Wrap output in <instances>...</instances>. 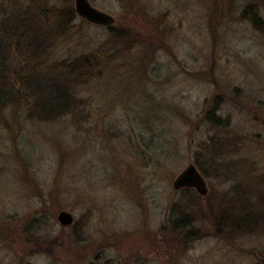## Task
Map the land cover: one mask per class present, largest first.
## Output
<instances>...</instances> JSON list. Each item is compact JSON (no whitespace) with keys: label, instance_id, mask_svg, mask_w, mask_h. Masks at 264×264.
<instances>
[{"label":"rangeland","instance_id":"obj_1","mask_svg":"<svg viewBox=\"0 0 264 264\" xmlns=\"http://www.w3.org/2000/svg\"><path fill=\"white\" fill-rule=\"evenodd\" d=\"M89 2L113 22L77 15L59 52L111 59L88 116L0 124V264H264V0L258 28L248 0ZM216 136L233 152L200 150ZM197 153L205 195L173 187Z\"/></svg>","mask_w":264,"mask_h":264},{"label":"trees","instance_id":"obj_2","mask_svg":"<svg viewBox=\"0 0 264 264\" xmlns=\"http://www.w3.org/2000/svg\"><path fill=\"white\" fill-rule=\"evenodd\" d=\"M259 1L248 0L238 19H248L258 28L261 23ZM9 2V7L0 10V124L9 126L16 118L21 119L19 123H41L64 117L72 120L87 117L83 108L88 102L80 97V93L106 73L111 59L103 58V52L77 56L70 49L66 50L67 58H59L65 39L71 38L72 32H79V25L75 24L78 17L72 4L58 5L54 0ZM79 22L88 24L83 19ZM114 27L109 28L110 42L120 46L128 35L120 32L123 28ZM137 39L140 41L135 47L142 42L141 38ZM129 41L135 42L134 38ZM207 119L213 126H221L213 112H208ZM219 137L203 143L205 146L202 145L200 150L211 156L232 153L231 144L225 138L217 140ZM223 145L226 146L221 151ZM199 154H196L195 165L206 175L207 167L213 168L215 160L210 157L200 161ZM182 220L184 218L178 221ZM30 241L41 245L35 238Z\"/></svg>","mask_w":264,"mask_h":264},{"label":"water","instance_id":"obj_3","mask_svg":"<svg viewBox=\"0 0 264 264\" xmlns=\"http://www.w3.org/2000/svg\"><path fill=\"white\" fill-rule=\"evenodd\" d=\"M75 12L81 18L88 22L108 25L113 22V17L99 9L95 8L89 0H74ZM174 188H193L201 194L205 195L208 191L205 177L194 164H189L174 180ZM72 213L62 210L57 215L58 222L63 226L73 223Z\"/></svg>","mask_w":264,"mask_h":264}]
</instances>
